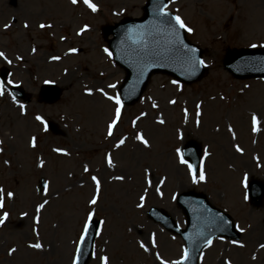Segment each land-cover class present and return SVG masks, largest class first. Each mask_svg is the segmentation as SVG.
<instances>
[{
  "label": "rangeland",
  "instance_id": "rangeland-1",
  "mask_svg": "<svg viewBox=\"0 0 264 264\" xmlns=\"http://www.w3.org/2000/svg\"><path fill=\"white\" fill-rule=\"evenodd\" d=\"M91 2L97 6L96 12L83 0L76 5L70 0H0V52L4 53L0 69L9 70L7 80L0 79L4 85L0 96V188L5 197L0 214L9 213L0 226V264H72L88 211H95L93 218L105 222L88 264H101V256L108 257V264H160L157 254L166 263L176 261L184 252L183 242L146 212L157 207L184 227L183 208L176 200L179 192L203 196L243 229L236 239H213L201 251L198 264H224L225 260L264 264V249L259 247L264 244V200L260 206H252L245 199L250 178L264 182V80L235 79L222 66L228 49L264 45V0H170L168 9L193 29L187 32L188 38L203 48L208 73L196 83L177 85L167 75L154 74L141 99L123 104L112 137L107 136V124L115 105L95 89L103 87L108 95H117L123 70L103 51L107 42L100 27L141 14L144 0ZM40 24L51 27L42 29ZM85 25L87 30L77 35ZM70 48L77 51L71 53ZM52 56L60 59L52 60ZM46 80L62 90L56 102L40 101L39 88ZM12 84L32 95L30 102L15 97L14 103L9 95ZM86 88L92 89L91 96ZM153 102L158 107L153 108ZM253 113L259 120L255 133ZM37 115L45 124L53 122L56 129L45 130L35 119ZM158 119L164 123L159 124ZM137 132L150 147L135 139ZM121 136L126 137L125 144L114 147ZM32 137H36L35 147L30 146ZM188 139H195L202 150L197 169L203 167L205 182L193 184L187 165L176 155ZM109 153L112 168L105 161ZM85 165L88 172L83 170ZM145 169L151 185L146 182ZM93 175L101 182L96 206L87 203L95 189ZM118 175L125 179L115 180ZM41 178L48 182L47 192L37 189ZM9 191L14 199H7ZM140 195L145 200L137 208ZM44 200L48 204L39 214V224H34L35 207ZM22 212L28 215L21 217ZM153 234L155 248L151 247ZM37 241L42 249L28 247ZM138 241L149 251L140 249ZM10 248L15 249L11 255Z\"/></svg>",
  "mask_w": 264,
  "mask_h": 264
},
{
  "label": "water",
  "instance_id": "water-1",
  "mask_svg": "<svg viewBox=\"0 0 264 264\" xmlns=\"http://www.w3.org/2000/svg\"><path fill=\"white\" fill-rule=\"evenodd\" d=\"M162 5L160 6L162 7ZM149 9L151 10V6L150 4H147L145 6V15L140 20L127 18L126 20L117 23L114 27L104 28L105 35L109 33L113 35V38L109 39L108 42L114 60L125 70L122 89L124 91L134 92V99L138 98L147 78L153 72H166L176 77L191 75L190 78L199 76L203 73L201 66H197L193 74L190 66L183 64L177 58L167 54L166 49L170 47L168 44L169 36L167 29L170 28L176 29L180 39L188 48L195 47L184 39L183 31L180 29L178 30L174 26L173 21L155 13L149 15ZM162 21H167V23H162ZM130 28L132 29L131 32H129ZM149 31L151 32V35L147 34ZM171 47H175V45H171ZM223 63L225 68L236 76L264 75V72L262 73L260 71V69H264V50L253 51L241 49L235 52H228ZM44 90L45 92L50 93V100H53L57 96V92L54 93L55 89L52 86H47ZM186 153L194 159V162L197 161V150L195 151V154L191 151ZM259 190L261 191L262 188L259 187ZM251 197L254 203L260 198L259 194L254 192V190L251 191ZM210 221V226L202 225L198 230L196 241H199L200 239L203 240H200L201 242L194 247L193 251H197L208 238H211V236L216 233H226L230 236L235 235L231 228L226 230L228 224L230 225L231 222L225 215L218 214V216L210 219ZM224 221H227V223L225 224ZM223 224L225 225L222 226ZM210 227L217 230L210 233L208 231ZM93 231L94 224L90 225L87 237L83 241V245L88 247V249L92 242L91 238L93 236ZM206 235L208 236L204 239ZM191 246L193 245L190 238H188L187 247L191 249ZM84 263L85 257L83 252L81 253L79 264ZM184 264H195V254L192 258V262L186 260Z\"/></svg>",
  "mask_w": 264,
  "mask_h": 264
},
{
  "label": "snow or ice",
  "instance_id": "snow-or-ice-1",
  "mask_svg": "<svg viewBox=\"0 0 264 264\" xmlns=\"http://www.w3.org/2000/svg\"><path fill=\"white\" fill-rule=\"evenodd\" d=\"M70 2H71V4L76 5L78 3V0H70ZM83 3L92 12H96L98 10L97 6L94 3H92L91 0H83ZM164 7H166V5L161 7L159 4H157L156 12H157V14L159 16L165 17V18H169V20H171V21H175V25L178 26V28L183 29L185 32L191 33L193 31V29L191 27H188L185 24V22L182 20V18L179 15L170 16V14L167 11L164 10ZM162 23H167V21H162ZM4 27L7 28L8 25L6 24ZM25 27H27V25H25ZM39 27L43 29V28H46V27H51V25L40 24ZM86 30H87V26L85 25L83 28L80 29V31L77 33V35H79L80 33L84 32ZM131 31H132V29L130 28L129 32H131ZM167 32H168V36H169L168 44L170 45V47H168L166 49L167 54L177 58L183 64L190 66L191 69H192V73L193 74H194L195 69H196L197 66H206L205 65V61L203 59H198L196 57L195 53H196L197 50L195 48H188L187 45H185L183 43V41L180 39L179 34L177 33L175 28L167 29ZM147 34L151 35V32L149 31ZM61 39H64V38L61 37ZM171 45H175V47H171ZM251 47L255 48V47H257V45L253 44V45H251ZM76 51H77L76 48H70L69 49V52H71V53H75ZM103 51L109 57H111L112 53L107 48L103 49ZM33 52H35V48H33ZM3 56H4V53L0 52V57H3ZM17 59L19 60V59H21V57H17ZM51 59L52 60H59L60 57L59 56H52ZM9 63H11V61H9ZM8 83L11 84L12 81L9 80ZM44 83L48 84V83H52V81H47L46 80V81H44ZM171 83L173 85H177L178 84V82L176 80H172ZM107 87L108 88H115V85L114 84H108ZM245 87H247V86H245ZM85 91H86V93L89 96L92 95V89L86 88ZM95 91L100 93L106 100L112 101L114 103V105H115L113 118L107 124V136L108 137H112L114 135V128L117 126L118 121L120 120V117H121V114H122L123 102H122V100H121V98H120V96L118 94L115 95V96L108 95L107 92H105L103 87H98V88L95 89ZM2 95H4V85H3L2 82H0V96H2ZM9 95H12V94L9 93ZM12 99H13V102L15 103L16 102L15 96H13ZM221 99H223V97H221ZM169 103L172 104V103H175V101L170 100ZM19 107L21 109V114H23L24 105L21 104ZM152 107L156 108V107H158V105L155 102H153ZM196 107H197V110H198L197 114H199L200 105L197 104ZM144 115H145L144 113H141V116H144ZM35 119L37 121H39L42 125H45V130H47V125L45 124V121H44V119L41 116L37 115L35 117ZM137 119H139V117H137ZM157 122L159 124H163L164 120L158 119ZM132 124H133V127H135L136 120H133ZM251 124H252V132L253 133L257 132L258 131L259 120H258V117H257V115L255 113H253L252 116H251ZM228 131L232 132V128L229 127ZM135 139L141 145H143L145 148L150 147L148 140L144 138V135L142 133H140V132L135 133ZM125 142H126V137L121 136V137H119L116 140V143H115L114 147L119 148L122 145H124ZM30 146L31 147H35L36 146V137H32L31 138ZM54 151L62 152L63 155H68L67 152H63V150H61V149H54ZM236 151L237 152H241V149L239 148V146H236ZM176 155L179 158V162L181 164L187 165L188 173L191 176V180H192L193 184H195L197 182H205L206 175H205L203 167H199L198 169H194L193 165L188 163V161L184 159V155L180 151V149L176 150ZM204 155L207 156L208 152L205 151ZM105 161H106L107 166L109 168L114 167V164H113V161H112L110 153L106 154ZM5 163L7 164L8 162L5 161ZM40 166H43V161H41ZM83 170H84V172H88L89 171L87 165L84 166ZM113 178L115 180H119V181H122V180L125 179V177L123 175H118V176H115ZM145 179H146V182L149 185H151V181L148 179V170L147 169H145ZM91 181L95 185V189L93 191V194L91 195V198L87 201V203L89 205L96 206L98 204V201H99V198H100L101 182L97 178V176H95V175L91 176ZM163 182H164V180L161 179L160 183L162 184ZM47 187H48V182L45 181V183H44L45 192H47ZM159 191H160L159 187H157V193L158 194H159ZM144 192H145V194L147 193V188L144 189ZM4 198L5 197H4L3 189L0 188V209H3V207H4ZM247 198L248 197L245 196V199H247ZM7 199H9V200L14 199V193L11 192V191L7 192ZM139 200H140V203L136 204L137 208H140V207L143 206V202L145 200V195H140L139 196ZM47 204H48V201L44 200L42 203H39V204L36 205V207H35L36 215L33 217V223L34 224H39V222H40V215L39 214H40L41 210ZM27 215L28 214L26 212H22L21 213V217H24V216H27ZM94 216H95V211H88L87 214H86V218H85V221H84V224H83V230L80 233L79 241H77V247H76V252L77 253H80L82 251V248H81L80 245L82 244V242L87 237L90 225L95 223L93 221V217ZM8 217H9V213L8 212H2V214H0V226H3L5 224V222L8 219ZM98 223H99L100 226H103L105 222L103 220H100V221H98ZM224 223H227V221H224ZM239 231L242 232L243 229H239ZM33 232H37V229L35 227L33 228ZM96 234L97 235L100 234V230L99 229H97ZM137 243L139 244L140 249H142L144 252H148L149 251V248L145 246V243L139 242V241ZM231 243L234 244V245H237L238 247H241V248L244 247V245L242 243H239L236 240H232ZM211 244H212V240H211V238H208L206 240L205 246L207 247V246H210ZM28 247L32 248V249H42L43 245L40 242L37 241L35 243L29 244ZM151 247L152 248L156 247L155 234H153L152 237H151ZM259 247L264 249V244L259 245ZM8 251H9V255H11L15 251V249L10 248ZM187 258H188V252L185 249L184 252H183V255L180 258V260L172 261L171 264H184V261H186ZM254 258L255 257H253V259ZM156 259L160 260V264H166L165 261L161 260L159 254L156 255ZM99 260H100L101 264H108V257L107 256H101V257H99ZM72 264H78V256H74L73 257ZM224 264H230V262L225 260Z\"/></svg>",
  "mask_w": 264,
  "mask_h": 264
}]
</instances>
